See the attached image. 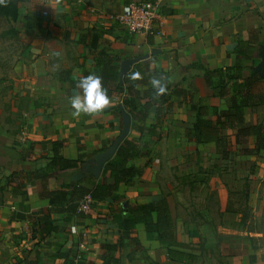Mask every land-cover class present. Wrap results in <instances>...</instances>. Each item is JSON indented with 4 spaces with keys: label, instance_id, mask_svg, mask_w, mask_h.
<instances>
[{
    "label": "crops",
    "instance_id": "1",
    "mask_svg": "<svg viewBox=\"0 0 264 264\" xmlns=\"http://www.w3.org/2000/svg\"><path fill=\"white\" fill-rule=\"evenodd\" d=\"M31 1L46 7L41 15L18 18L26 58L0 80V179L17 173L24 182L20 192L15 182L0 188V264H258L245 237L231 239L230 228L245 222L227 195L247 193V178L264 181V148L242 154L235 145L239 127L264 126V0H157L161 30L148 35L107 21L138 0ZM124 60L130 68L121 74ZM227 68L230 79L210 73ZM90 73L101 78L110 103L75 117L69 99ZM252 75L254 83L238 91ZM153 77L165 83V93L152 91ZM198 108L202 119L218 124L196 141ZM125 117L129 126L119 143L132 140L145 152L130 159L139 170L132 181L93 200L86 213L66 205L50 209L40 196L44 182L55 188L74 182L71 175L118 139ZM254 142L246 138L239 148ZM55 156L81 160L59 169L51 164ZM102 170L75 181L91 188ZM105 180L113 183L108 171ZM216 196H224L219 206ZM160 198L168 205L172 236H158L152 227L157 214L145 208ZM41 211H49L54 230H43ZM128 217L138 220L124 230L119 224ZM118 237L121 247H103ZM200 238L208 252L191 253Z\"/></svg>",
    "mask_w": 264,
    "mask_h": 264
},
{
    "label": "trees",
    "instance_id": "2",
    "mask_svg": "<svg viewBox=\"0 0 264 264\" xmlns=\"http://www.w3.org/2000/svg\"><path fill=\"white\" fill-rule=\"evenodd\" d=\"M15 6V3L9 2L8 0H0V16L11 15L14 19H16L17 11ZM8 32L16 33L17 31L10 29ZM228 72V68L225 70L217 69L214 71H210V73L219 75L220 78L226 76L227 79H230L232 77L228 75ZM210 73H207L208 78ZM254 80H256V77L254 75H252V77L250 78L243 80L241 83L237 84V90L240 91L242 90V88H245V86L253 84ZM152 91L155 90L152 88ZM128 102V104H130V101ZM233 102L235 103V100H233ZM150 104L151 103L149 102L143 105L142 111L144 112V110L148 108ZM224 114L229 115L228 113ZM157 121H159V117L157 118ZM157 121L151 129H148V133L153 134L154 127L157 126ZM217 124V120H215V122H212L202 119L201 114L199 112V108L196 109V118L192 129V136L194 140L198 141L203 134L213 133L214 126ZM249 137L255 138L253 148H239V144H242L245 139ZM235 145L236 147L238 146L237 151L242 154L256 153L259 150L263 149L264 126L262 125V123L239 127L235 133ZM143 154H145V152L141 151L139 147H137V145L133 143L132 140L125 139L118 144L113 156L105 162L102 170V178L93 182L91 188L79 185L80 181L69 182L68 184H64L60 188L45 187L44 182V188L43 191L40 193V196L48 199L50 209L66 205L68 211L71 210L74 212L76 211V208L79 205V201L84 194H90L93 200H103L107 196H110V193L113 190H116L118 188L119 183H129L130 181H132L133 177L139 172V170L134 165L130 164V159ZM80 157L81 156H79L75 160H68L63 158L62 156H55L51 159V164L56 165L59 169L76 167L78 165V162L81 160ZM107 171L109 172L110 177L113 178V183H108L105 180V173ZM28 175H30L32 178H39L42 181L47 178L45 173L39 172H31ZM19 177L21 176L17 173H11L9 176L5 177V179H0V188L4 185H8L11 182H15L14 190L18 192L22 191V189L24 188V182L23 180H20ZM245 196L247 197V195ZM113 198L115 199V197ZM145 208L149 211H155L157 214L155 223L152 225V227L158 233V236H172L173 224L166 200L164 198H160L157 201L146 204ZM49 211H41L39 213L40 215L37 216L38 221H42L41 224H43V230L45 231H49L52 229L54 230L55 228L50 224L48 214ZM243 216L244 214H242L241 222H243L244 220ZM137 220L138 219L136 217L124 218L123 221L119 224V227L124 230H131ZM121 239L122 237H118L116 242L111 244H105L103 247L106 250H115L118 247H121Z\"/></svg>",
    "mask_w": 264,
    "mask_h": 264
},
{
    "label": "rangeland",
    "instance_id": "3",
    "mask_svg": "<svg viewBox=\"0 0 264 264\" xmlns=\"http://www.w3.org/2000/svg\"><path fill=\"white\" fill-rule=\"evenodd\" d=\"M8 1L16 4L17 17L14 19L11 15L0 16V80L12 77L14 67H16L21 60L26 58L28 50H26V42L22 39L23 33L21 34L20 32L23 25L21 26V21H18V18L22 17V15H41L40 12L46 7L42 1L37 3L31 0H21V2L20 0ZM10 29L17 32H8ZM248 179L249 178L246 180V186L244 185V189L247 193L244 192L238 195H236V193H229L227 195L228 199L235 202V208L237 205V209L244 214L243 221L245 222L243 225L245 227L241 225L235 226L237 229H235V227L233 229L231 225V231H235V235L231 237V239L234 241L237 237L238 239L236 241L239 243L240 236L245 237V242L249 245L248 249L251 248L250 250L254 258H256L257 254L260 259L256 260V262L258 261V264H264V181L260 182L256 181V179ZM245 195H247V197ZM189 197L190 200L194 201V199H191L193 196L190 195ZM197 197L200 199V203L204 204V202H202V196H195V198ZM221 197H214L213 204L219 206V199H221ZM227 197L225 200H228ZM201 239L202 238L199 239L201 242L196 244V248L190 246L189 249L191 253H194V249L201 251V253L208 252L207 245L204 243V240ZM233 245L236 244L234 243ZM209 250L212 251V248H209ZM198 261L191 262L194 263ZM212 261L213 260H211L210 263ZM219 262L222 264L221 260Z\"/></svg>",
    "mask_w": 264,
    "mask_h": 264
},
{
    "label": "built area",
    "instance_id": "4",
    "mask_svg": "<svg viewBox=\"0 0 264 264\" xmlns=\"http://www.w3.org/2000/svg\"><path fill=\"white\" fill-rule=\"evenodd\" d=\"M107 21L131 34H154L161 30L162 16L157 0H138L124 5L118 12L107 15ZM93 199L84 194L76 208L77 213H86Z\"/></svg>",
    "mask_w": 264,
    "mask_h": 264
},
{
    "label": "clouds",
    "instance_id": "5",
    "mask_svg": "<svg viewBox=\"0 0 264 264\" xmlns=\"http://www.w3.org/2000/svg\"><path fill=\"white\" fill-rule=\"evenodd\" d=\"M139 76V73L136 74ZM157 95L166 92V85L161 79L153 77L150 81ZM79 92L69 99L72 115L75 117L84 114H93L104 110L110 103L107 89L103 87L101 78L90 73L77 82Z\"/></svg>",
    "mask_w": 264,
    "mask_h": 264
},
{
    "label": "water",
    "instance_id": "6",
    "mask_svg": "<svg viewBox=\"0 0 264 264\" xmlns=\"http://www.w3.org/2000/svg\"><path fill=\"white\" fill-rule=\"evenodd\" d=\"M130 68V61L128 60H124L121 63V69L120 72L121 74L127 72ZM128 126H129V118L125 117L124 118V128L121 131V134L119 135L118 139H116L107 149H105L104 151H100L98 153H96L94 155V157H92L90 159V161L88 163H86L82 170L74 173L73 175H71V180L75 181V180H79L82 176V173H86V172H90L92 173L95 177H98L101 169L104 165V163L106 161H108L113 154L115 153V150L117 148V145L119 143V140L123 138V136L127 133L128 130Z\"/></svg>",
    "mask_w": 264,
    "mask_h": 264
}]
</instances>
